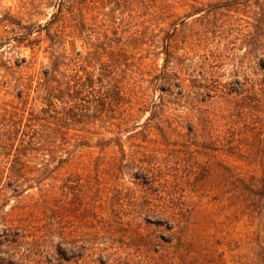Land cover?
Wrapping results in <instances>:
<instances>
[{
	"label": "rangeland",
	"instance_id": "1",
	"mask_svg": "<svg viewBox=\"0 0 264 264\" xmlns=\"http://www.w3.org/2000/svg\"><path fill=\"white\" fill-rule=\"evenodd\" d=\"M195 1L0 0V20L12 15L21 22L9 25L0 21V39L11 38L0 55L12 61L34 56L33 71H39L50 59L45 30L37 26L45 25L58 8L81 14L84 11L89 26L97 25L113 11L127 10L130 25L143 35L138 61L147 64L142 76L148 80L139 75L143 84L140 96L150 106L138 112L140 124L149 117L154 101L162 107L154 122L177 123L196 117L210 124L228 110V102L219 97L203 100L186 84L184 92L176 87L172 93H162L151 82V76L159 71L156 67L161 68L164 61L162 37L170 21L182 31L181 42L176 45L181 55L174 59L178 76L190 84L187 78L199 75L203 69H213L206 57L208 44H184L186 37L195 39L200 27V22L194 21ZM75 18L78 19L68 17L66 22L70 24ZM66 22L56 23L51 30L62 35L64 49L75 56L82 49V39L68 31L65 34L64 29L70 26ZM30 27L34 30L35 49L14 40ZM228 76L226 73L227 79ZM160 94L163 99L158 98ZM252 124L242 121V129L230 130L234 135L251 136L253 150L241 155L208 147L205 137L198 138L187 131L166 136L156 130L144 134L125 132L127 159L140 158L158 172L159 186L146 189L147 193L141 190L140 181L132 178L134 169H117L114 159L121 153L116 150L80 151L63 170L61 203L45 198V189H57L58 185L35 187L19 196L7 186L5 174H0V228L6 223L4 216L29 219L36 227L26 242L0 245V261L15 255L14 264H50L47 257L60 240L58 225L52 219L60 217L61 232L76 256L63 264H264V116ZM7 161L10 157L0 153V168L9 166ZM134 191L136 194H132ZM146 197L164 207L150 219L138 209ZM58 207L62 209L55 210ZM84 241L90 246L85 254ZM105 249L113 252L109 261L100 255Z\"/></svg>",
	"mask_w": 264,
	"mask_h": 264
},
{
	"label": "trees",
	"instance_id": "2",
	"mask_svg": "<svg viewBox=\"0 0 264 264\" xmlns=\"http://www.w3.org/2000/svg\"><path fill=\"white\" fill-rule=\"evenodd\" d=\"M192 7L194 21L200 22V27L195 39L186 37L184 44H208L206 57L213 69H203L199 75L187 78L190 84L178 76L174 59L181 55L176 45L181 42L182 31L176 22L170 21V28L162 37L164 61L161 68L156 67L159 71L151 76V82L162 93H172L176 87L184 92L186 86H191L192 93L203 100L219 97L228 102V110L210 124L196 117L177 123L154 122L162 108L158 101H154L149 117L140 124L138 112L150 106L140 96L143 84L139 75L143 77L147 64L138 61L143 35L130 25L127 10L113 11L97 25L89 26L84 11L81 14L58 8L45 25L37 26L45 30L50 59L39 71H33L34 56L4 59L2 49L11 43V38L0 39V153L10 157L9 166L0 168V174L7 177V186L21 196L35 187L58 185L57 189H45V198L61 203L64 168L80 151L98 148L102 152L121 153V157L114 159L117 169H134L132 178L140 181L141 190L147 193L146 189L159 186V175L140 158L127 159L123 134L130 130L143 134L156 130L164 136L187 131L195 137H205L208 147L231 155L252 151L251 136L234 135L230 130L242 129V121L254 125L264 116V0H196ZM68 17L78 19L68 24ZM0 21L9 25L21 23L12 15ZM60 21L70 25L69 30L64 29L65 34L68 31L82 39V49L75 56L64 49L62 35L51 30ZM33 27L17 34L14 40L35 49ZM162 96L158 98L163 99ZM141 205L138 209L146 213L147 219L164 209L151 197L143 199ZM4 218L0 245L22 244L35 227L29 219ZM52 220L58 225L56 233L60 240L53 244L47 262H71L76 256L61 232L60 217ZM82 247L84 254L90 249L86 241ZM101 253L109 261L113 252L105 249ZM15 259V255L1 258L0 264H14Z\"/></svg>",
	"mask_w": 264,
	"mask_h": 264
}]
</instances>
